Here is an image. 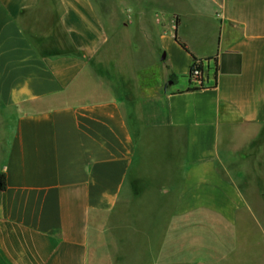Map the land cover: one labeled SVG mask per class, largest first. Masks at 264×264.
<instances>
[{
	"label": "crops",
	"instance_id": "crops-1",
	"mask_svg": "<svg viewBox=\"0 0 264 264\" xmlns=\"http://www.w3.org/2000/svg\"><path fill=\"white\" fill-rule=\"evenodd\" d=\"M0 172V264H264V0H0Z\"/></svg>",
	"mask_w": 264,
	"mask_h": 264
},
{
	"label": "rangeland",
	"instance_id": "rangeland-1",
	"mask_svg": "<svg viewBox=\"0 0 264 264\" xmlns=\"http://www.w3.org/2000/svg\"><path fill=\"white\" fill-rule=\"evenodd\" d=\"M111 19L113 21L117 19V21H118V16H116V18H115V16L112 15ZM112 33L114 34V36L111 38H112V43L113 42L114 43L110 46V48L107 52L108 61H109V63L107 64V70L109 72L113 73V72H119L121 70L127 74L129 72H131V74H133L132 73L133 72L132 71L133 70L132 65H136L137 63L132 62V60L130 59L129 56L132 54L134 56L136 54V52H137L136 56H139V53H141L142 54L141 56H143V59H144L142 61L141 60L138 61L139 67L144 66L146 68L150 67L152 69L151 66H154V69H152L153 70V74H152L153 77L158 72V70L160 71V73L164 72L162 69L164 66L163 65L164 63L162 64L160 62L163 61L165 52L161 51V47L156 46L157 48H155V51H156L155 55L157 56V58L152 59V55L148 54V52H150V50L152 48L148 47L146 44L142 45V47H137V48H135L134 45H132V46L121 45L120 46L118 40H116V39H118L120 32L115 31ZM124 34H125V32H124ZM132 35H134V39H135V38L139 37V32H137L136 30H132ZM153 47H155V46H153ZM146 58H147V61H146ZM155 61L158 62L157 66L155 65ZM203 66H204V62H203ZM210 68L211 69H208V67H206L205 72H208L211 76H213L214 75V65L211 64ZM149 82L152 83V81H149ZM206 227H207V229L204 230L203 233L209 242L211 238H214V232L212 229H210L209 224L206 225Z\"/></svg>",
	"mask_w": 264,
	"mask_h": 264
},
{
	"label": "trees",
	"instance_id": "trees-1",
	"mask_svg": "<svg viewBox=\"0 0 264 264\" xmlns=\"http://www.w3.org/2000/svg\"><path fill=\"white\" fill-rule=\"evenodd\" d=\"M180 43V42H179ZM184 49H187L186 46L180 43ZM195 68H198L200 71H203V62L197 58H194V62L190 71V75ZM202 86L195 87V89L201 88ZM7 189L6 176L4 173L0 172V192H4Z\"/></svg>",
	"mask_w": 264,
	"mask_h": 264
},
{
	"label": "built area",
	"instance_id": "built-area-1",
	"mask_svg": "<svg viewBox=\"0 0 264 264\" xmlns=\"http://www.w3.org/2000/svg\"><path fill=\"white\" fill-rule=\"evenodd\" d=\"M190 78L194 85L202 86L203 71H200L198 68H195L191 73Z\"/></svg>",
	"mask_w": 264,
	"mask_h": 264
},
{
	"label": "water",
	"instance_id": "water-1",
	"mask_svg": "<svg viewBox=\"0 0 264 264\" xmlns=\"http://www.w3.org/2000/svg\"><path fill=\"white\" fill-rule=\"evenodd\" d=\"M164 58H165V56H164ZM164 58H163V59H164Z\"/></svg>",
	"mask_w": 264,
	"mask_h": 264
}]
</instances>
